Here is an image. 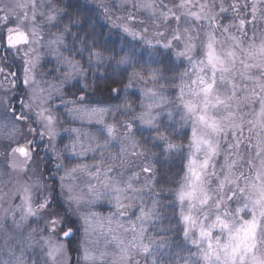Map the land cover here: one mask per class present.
<instances>
[{"label": "snow or ice", "instance_id": "1", "mask_svg": "<svg viewBox=\"0 0 264 264\" xmlns=\"http://www.w3.org/2000/svg\"><path fill=\"white\" fill-rule=\"evenodd\" d=\"M0 264H264V0H0Z\"/></svg>", "mask_w": 264, "mask_h": 264}, {"label": "rangeland", "instance_id": "2", "mask_svg": "<svg viewBox=\"0 0 264 264\" xmlns=\"http://www.w3.org/2000/svg\"><path fill=\"white\" fill-rule=\"evenodd\" d=\"M89 2H90V3H93V2L98 3L99 0H89ZM105 2H108V0H105Z\"/></svg>", "mask_w": 264, "mask_h": 264}, {"label": "trees", "instance_id": "3", "mask_svg": "<svg viewBox=\"0 0 264 264\" xmlns=\"http://www.w3.org/2000/svg\"><path fill=\"white\" fill-rule=\"evenodd\" d=\"M159 167V166H158ZM157 178H159V177H157Z\"/></svg>", "mask_w": 264, "mask_h": 264}]
</instances>
